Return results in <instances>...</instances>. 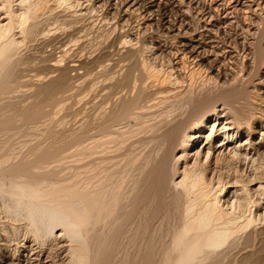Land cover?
I'll list each match as a JSON object with an SVG mask.
<instances>
[{"label":"bare ground","instance_id":"bare-ground-1","mask_svg":"<svg viewBox=\"0 0 264 264\" xmlns=\"http://www.w3.org/2000/svg\"><path fill=\"white\" fill-rule=\"evenodd\" d=\"M48 1L36 0L30 3L27 1L28 4L26 6L25 4H20L22 7L18 10L14 5V0H0V5L6 14L3 19H0V169L10 167V170L17 171V173L12 171L13 174L9 175L12 172H9L8 169L9 173L5 172L8 175L0 177V199L3 204L0 206V211L12 217L16 220V223L17 221H23L29 231L43 240L50 237V235L57 234L56 230L61 228V233L64 232L69 237L71 244L66 249L70 252L68 264H263L264 230L259 227L262 230L259 232L258 230L260 229H256V226L259 225L254 226L256 218L251 213H246L247 211L250 212L249 190L251 187L248 186V182L246 183L247 186L239 185L243 186V194L241 193L242 196L240 195L241 197H239L238 194L235 195L237 191L235 192L233 188L226 189L225 187L227 186L221 185L220 182L223 180L218 181L220 184L214 185L213 182H216V180L212 182L208 177L210 174L207 173L208 170H211L209 167H212L207 165L209 163L206 162L208 155L202 156L204 151H206L205 153L211 154L210 157H214L213 161H215L218 158L216 156L221 151V145L219 146V144L212 145V147L206 146V142L212 134L210 130L208 131V123H210V111L214 110L213 113L215 111L218 113L219 108H216V104L219 100L229 99V97L230 99L235 98L234 90H228L229 87H225V89L221 87V93L217 92L220 96L214 98H208L209 95L204 93L207 89L204 88L198 91L194 88H188L185 94L182 93L184 95L180 94L179 97H171L165 93L169 85L165 89L158 88V90H164L165 94L156 95V97L162 96L158 97L159 101L157 100L156 102L158 106L155 107L153 105L155 100L153 102L152 99L150 100L153 102L151 106L145 105L148 103L143 104V98L147 97L146 93H148L147 88L149 87H137L136 84L140 80L137 83L134 80L133 82L135 83L133 85L135 89H139L138 92L131 96L119 95L121 96L120 101L111 106L108 112L105 111V113L99 114L98 117L94 115L95 117L92 116L94 118H89L91 114L88 115V118L81 124L80 129L83 131L84 136H81V140L79 138V142H77L78 135H74L75 140L71 137L73 134H68L70 137L68 138L74 139L75 144L80 143L77 145L80 147L75 158V161L76 159H81L82 161L81 173L75 172L77 174L80 173L78 181L74 179V177L77 178V175H73V179H67L61 175L60 177L57 175L58 177L53 179L47 177V175L50 176V171L52 170H50V161L53 158L55 159L57 155L55 152H58L56 145H37V143L34 146H26L28 151H26L27 148L23 149L25 147H22L24 144L21 145V143L19 147L8 145L11 137L16 134L15 131L18 132L17 130L21 126L17 125L18 127L12 130L6 126V122H3L4 119L7 117H10L11 120L15 118L27 125L29 129H32L31 118L35 114L38 116L37 112L39 111L38 113H40L44 107L40 105L41 103L39 102L41 101L33 100V98L31 99L33 101L28 102L29 104L19 103L18 100V102L15 101L13 90L19 82L18 69L21 64V56L18 53L20 41L16 34L21 33L24 39L33 37L39 27V23L41 21L43 23L42 13L45 5L50 4L47 3ZM0 17L2 18V16ZM261 23L264 22L262 21ZM187 29L189 30V28ZM17 35L20 36V34ZM184 40L191 42L189 37H184ZM263 40L264 28L259 30V38L254 42L256 50L262 48ZM262 49L261 51L263 52ZM53 66L60 68L57 64ZM143 67L148 72L147 69L151 66L147 68V65L144 64ZM152 69H149L148 77L155 78L158 74L160 75L155 69L150 71ZM110 77L109 79H112ZM112 77L114 76L112 75ZM125 77L126 74H124ZM105 78L107 77L105 76ZM165 79L163 81L167 83L168 80L166 81ZM62 80V77L52 78L49 82L40 84L37 91H34L36 94L44 95L45 99L52 96L55 97L58 95L56 94L57 91L61 92L60 89L65 87L63 86L65 82L63 83ZM141 82H144V80ZM155 82L157 85L158 82ZM160 85L158 84V86ZM219 85L221 86V84ZM235 86L237 87V85ZM36 94L34 95L37 96ZM150 94L147 95L150 96ZM227 99L225 100L227 101ZM147 102L149 101L147 100ZM162 105H166V107L162 108ZM40 106L42 107L41 109ZM101 107L105 109V106ZM254 107L256 106L253 105ZM176 109L181 113L182 119L170 117L171 113L174 110L176 111ZM255 110H252V112ZM196 114L198 115L197 117L194 116ZM177 115L179 114L174 116ZM36 116H34V119H36ZM242 119L245 120V117L242 116L241 121ZM229 120L234 121L233 119H228L227 122ZM247 121L246 123H248ZM249 121L251 122L247 125L248 130L258 138L259 141H255L258 146L264 147L262 116H257ZM212 124L216 123L212 122ZM224 127L225 125L223 124ZM211 129L213 130V128ZM242 129L244 130L243 127ZM44 131V137L52 135L59 137L61 133H59L60 130H52L51 128H46ZM145 132L147 136L137 141L135 140L133 148H130L129 152L124 151L125 154L122 157H107L106 155L105 158H102L103 156H99L101 154L100 150L105 152V150L110 148L122 149L129 141L134 138L138 139V136H142ZM60 139L58 140L61 143ZM72 139L71 141L73 142ZM58 140L57 143H59ZM172 140L174 145L177 146L169 151L171 146H168ZM62 141L64 142V139ZM10 144H13L12 141ZM62 147H66V143ZM240 149L242 150V148ZM223 151L222 153L225 152ZM226 151L229 152V150ZM104 152L102 154H105ZM63 157L61 159H65ZM202 159L204 162L200 163L199 167L193 165ZM225 162L223 161L222 165ZM181 166H183L182 169H180ZM213 168L212 170H216L217 167ZM21 171L22 173H20ZM214 172L216 174V171ZM34 173L42 174V177L39 176L40 178H37V175H33ZM235 177L238 179L237 176ZM166 185H168L166 191L167 188H170L174 192L173 203L176 204V206L174 205L175 208H171L172 210L167 209L166 213L173 214V218L176 221H172L171 226L170 224L167 227L162 224L157 226V223L155 228L153 226L151 228V217L156 215V212H159L157 211L161 206L159 196ZM162 191L165 192L164 190ZM233 193L236 196L234 197L237 198L236 201L240 204V208L244 209L243 211L237 212L230 210L231 208L223 207L224 204L228 206V203H237L231 199ZM169 195L172 196L171 194ZM261 234L263 239L259 240L258 238L257 240V236ZM7 240L9 242V239ZM66 243L69 245V242L66 241ZM238 249L240 254L237 252ZM12 258L16 257L12 256Z\"/></svg>","mask_w":264,"mask_h":264},{"label":"rangeland","instance_id":"rangeland-1","mask_svg":"<svg viewBox=\"0 0 264 264\" xmlns=\"http://www.w3.org/2000/svg\"><path fill=\"white\" fill-rule=\"evenodd\" d=\"M22 1L14 0V5L18 10L22 7L20 4H25L26 6L28 2L36 0ZM47 3L50 4H46L44 12L42 11L43 23L42 21L39 23V27L33 34V37L24 39L21 33H17L21 37L16 34L20 41L18 53L21 56V64L19 66L20 70L18 69L19 82L13 90L15 101L18 100L19 103L23 102L22 104H27L34 99L41 101L39 103L44 107L40 106V109L42 108L43 112L38 113V111L37 115H39H34L36 119H34V116L31 118L30 124H32V129H29L27 125L15 118L12 119L13 121L10 117L4 119L3 122H6V126L12 130L15 127L21 126V131L20 129L17 130L19 133L15 131L16 134L10 139L13 144L11 145L10 141L8 145L19 147L24 144L22 147L25 148L23 149H26L30 145L34 146L37 143V145H56L58 147L57 151H61L59 153L55 152L57 154L56 157H58H55L57 160L53 158L54 160L50 161V170H52L50 171V176L47 175V177L53 179L61 175L67 179H73V175H77L78 179L75 177L74 179L78 181L80 179L79 174L81 173L82 161L81 159H76L75 161L78 155L77 150L80 147L77 145L80 143H74V139L76 140L74 135H78L77 142L82 139L84 134L80 127L89 114H91L89 118L98 117L99 114H103L105 111L108 112L111 106L120 101L121 96L119 95L131 96L138 92L139 89H135L133 85L135 82L137 83L140 80L136 84L137 87H149L147 88V97L143 98V104L148 103L145 105L151 106L155 100L153 104L155 107L158 106L157 100L159 101V98L165 93L171 97H179L180 94H185L188 88H194L197 91L204 88L207 89L204 93L209 95L208 98H214L220 96L218 94L221 93L220 90L229 87L228 90H234V94H236L235 98L230 99L229 97V99L224 98L219 100L216 108L218 107L220 110L217 108L218 113L216 111L213 113L214 110L210 111L212 114L210 113V123H208V131L210 130L212 134L207 140L206 146L221 145V154L219 153L216 156L218 158L215 161H213L214 157H210L211 154L205 153L206 151H204L202 156L208 155L206 162L209 163L205 164L212 166L209 169L211 168L212 170L213 167L218 168L212 171L208 170L207 172L210 174L207 175L212 182L216 180V182H213L214 185L218 184V181L223 180L224 182H220L222 186H227L225 187L226 189L233 188L235 192L237 191L235 195L238 194L241 197L243 186H247L246 183L248 182V186L251 187L249 190L251 206L250 212L247 211L246 213H251L256 218L254 226L259 225L256 226V229L260 227L264 230V147L258 146V138L247 127L249 122L252 121L249 120L257 116H262L264 124V40L262 44L263 49L260 48V50H256L254 43L259 38V30L264 28V23H261L262 21L264 22V0H49ZM0 8V16H2L0 19H3V16L6 14L1 5ZM184 37H189L191 42L185 41ZM21 38L22 40H20ZM54 64L59 65L62 69L55 68ZM144 64L147 65V68L151 66L147 69L148 72L149 69L153 68L150 71L155 69L160 75L158 74L155 78L148 77V72L143 67ZM110 70L114 73H111ZM129 71L130 73H128ZM194 72L195 74H193ZM124 74H126L125 78ZM146 74L147 76H145ZM50 77H62L63 83L65 82L63 86L65 87L62 88L63 90L60 89L61 92L57 91L56 94L58 95L55 94V97L52 96L45 99L44 95L36 94L35 91L40 87V84L49 82L52 79ZM109 77L112 79H109ZM148 79L151 80L149 81ZM164 79L168 80L167 83L163 81ZM134 80L135 82H133ZM143 80L144 82H141ZM155 81L158 82L157 85ZM190 81L192 82L191 84ZM160 83L162 84L160 85ZM36 84L38 85L36 86ZM166 86H169V88H167V91L165 90V93L163 92L164 90H158V88L165 89ZM221 87L222 89H220ZM19 94L20 96H18ZM147 94H150V96ZM159 94L162 95L156 97ZM32 98L33 100H31ZM249 98L253 101L251 99L250 101ZM151 99L153 102L150 101ZM253 105L256 106L254 107L256 110L253 108ZM101 106H105V109ZM165 107L166 105H162V108ZM95 109H98V111ZM252 110L255 111L252 112ZM94 112L95 114H93ZM229 112L233 113L230 114ZM242 113H246V116ZM176 114L179 115L174 116ZM241 115L245 117V120L242 119L241 121ZM194 116L197 117L198 115ZM249 116L253 117L250 118ZM170 117L182 119V115L178 109L174 110ZM228 119H233L236 122L234 123L231 120L227 122ZM212 122L217 125L212 124ZM245 123L246 125H244ZM223 124L225 125V129L223 128ZM46 128L60 130V136L57 134L59 137L56 135L44 137V129ZM68 134H73V136L70 135L74 138H71L73 142L69 139ZM143 134L142 136H138V139L134 138L129 141L123 147L124 149L110 148L109 150H105V152L103 151L105 154H102L103 152L100 150L102 155L99 154V156H103L102 158H105L106 155L107 157H122L125 154L124 151L129 152L133 148L135 140L137 141L147 136L146 132ZM57 138H61V143ZM56 139L60 144L57 143ZM63 139L66 147H62L65 145L62 141ZM256 140L257 142H255ZM170 146L169 151L177 145L175 146L172 140L168 147ZM222 150L227 154L224 151L225 154L222 153ZM226 150H229V152ZM26 151H28V148ZM110 151L113 153H109ZM61 154L66 157H63ZM59 157L60 159L61 157L65 159H61L60 161ZM223 161H226L224 165H222ZM203 162L204 160L202 159L193 165L199 167L200 163ZM5 168L0 169V177L7 176L8 174H5V172L9 173L13 171L17 173L16 170H10V167ZM182 168L183 166L180 167V169ZM214 171H216V174ZM13 172L9 173V175L13 174ZM75 172L80 173L77 174ZM33 175H37V178L42 177V174L38 175L34 173ZM220 178L221 180H219ZM244 180H246L245 183ZM167 186L162 189L165 192L161 190L162 193L159 196L161 206L159 210L157 209L159 212H156V215L151 217V224L154 222L152 225L150 224L151 228L152 226L155 228L157 223V226L159 224H162L164 227L169 226V224L171 226L176 221L173 218V214L166 213L167 209H173L174 205L176 206L173 203L174 192L170 188H167L166 191ZM256 189L258 190L256 191ZM235 195L233 193L231 197L234 202L237 200ZM1 201L0 199V206L3 205ZM225 206L227 204H224L223 207L227 209L231 208L230 210L237 212L244 210L242 207L240 208L239 202L228 203V206ZM25 225L23 221H17L16 223V220L9 217V215L3 212L0 213V264H68L70 252L66 249L71 244L69 237L64 232V234L61 233V228L56 230L57 234L50 235V237L43 240L35 236ZM17 226L18 228H16ZM261 229L258 231H262ZM261 237L262 234L258 235L257 240L258 238L259 240L263 239ZM7 239H9V242ZM66 241L69 242V245ZM238 251L240 252L239 249ZM12 256L16 258H12Z\"/></svg>","mask_w":264,"mask_h":264}]
</instances>
